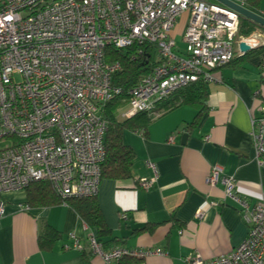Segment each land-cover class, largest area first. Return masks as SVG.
Here are the masks:
<instances>
[{"label":"built area","instance_id":"1","mask_svg":"<svg viewBox=\"0 0 264 264\" xmlns=\"http://www.w3.org/2000/svg\"><path fill=\"white\" fill-rule=\"evenodd\" d=\"M230 1L247 8L245 0ZM183 13L189 19L179 50L171 31ZM258 14L264 17V10ZM240 17L208 0H0V220L6 206L2 195L34 182L47 181L62 202L97 196L105 157L103 110L120 93L112 78L122 70L118 61H106L107 48L155 46L157 63L129 90L128 109L121 113L127 118L148 112L155 118L162 113L157 103L179 89L200 77L215 81L214 72L233 58L240 42L252 48L264 43L262 34L237 37ZM259 111L251 120V138L262 166L264 104ZM145 165L152 174L136 184L149 190L157 172L152 161ZM207 182L221 183L248 231L230 253L211 260L196 254L188 264H264V191L251 204L218 167ZM70 238L82 251V242ZM86 241L105 264L151 253L105 250L91 230Z\"/></svg>","mask_w":264,"mask_h":264},{"label":"crops","instance_id":"2","mask_svg":"<svg viewBox=\"0 0 264 264\" xmlns=\"http://www.w3.org/2000/svg\"><path fill=\"white\" fill-rule=\"evenodd\" d=\"M247 8L258 14L264 0L259 8ZM188 19L183 13L171 31L179 50ZM253 34L264 35V30ZM263 44L246 53L236 46L233 58L214 72L216 80L207 83L202 105L178 104L153 118L143 132L124 130L122 141L134 153L131 176L101 178L96 202L108 233L87 228L105 250L117 246L151 253L142 258L128 254L117 264H188L196 254L211 260L230 253L246 237L238 205L225 197L221 183L210 185L207 177L213 167L220 168L251 204L264 191V165L258 164L251 138V120L261 115L264 104ZM146 160L157 172L149 190L136 184L152 174ZM2 198L0 264H105L91 253L86 224L68 200L43 205L31 201L26 189ZM49 228L54 238L43 235ZM70 234L82 242V251L72 246Z\"/></svg>","mask_w":264,"mask_h":264},{"label":"trees","instance_id":"3","mask_svg":"<svg viewBox=\"0 0 264 264\" xmlns=\"http://www.w3.org/2000/svg\"><path fill=\"white\" fill-rule=\"evenodd\" d=\"M245 1L250 8H259L261 2V0ZM256 30H264V28L249 19L240 17L237 37H248ZM263 49L264 44L259 50ZM138 50H141V53ZM105 58L107 62L118 61L122 66V70L114 74L112 78V85L119 89L120 93L114 96L103 110V118L106 121V133L104 136L105 157L101 164V178L126 179L131 176L130 169L134 159V153L131 148L123 143L122 134L124 130H138L143 132L146 126L152 121L153 116L148 112H138L126 118L122 117L121 113L126 107L129 90L136 85L142 76L149 73L157 63L155 61L156 49L155 46L148 43L133 45L121 50L109 47L106 49ZM206 90L207 82L200 77L196 82L179 89L166 100L158 102L156 109L163 112L178 104L200 106L205 99ZM33 188L39 191L36 195L32 193ZM26 191L32 197L31 201L34 200L43 205L62 202L47 181L34 182L27 187ZM47 193L51 197L49 200L46 199ZM68 201L75 208L87 227L96 229L98 235L108 233L96 202V197L74 198ZM43 235L54 238L56 233L49 228Z\"/></svg>","mask_w":264,"mask_h":264},{"label":"water","instance_id":"4","mask_svg":"<svg viewBox=\"0 0 264 264\" xmlns=\"http://www.w3.org/2000/svg\"><path fill=\"white\" fill-rule=\"evenodd\" d=\"M216 1L221 3L222 5H225L231 9L235 10L237 13H239V15L241 17L249 19L253 23L264 28V17L260 16L259 14L255 13L254 11H252L248 8L241 7V6L233 3L230 0H216ZM238 47H239L240 52H242V53H246V52L250 51L251 49H253L252 47L248 46L244 42H240ZM254 48H256V47H254Z\"/></svg>","mask_w":264,"mask_h":264},{"label":"rangeland","instance_id":"5","mask_svg":"<svg viewBox=\"0 0 264 264\" xmlns=\"http://www.w3.org/2000/svg\"><path fill=\"white\" fill-rule=\"evenodd\" d=\"M239 38V37H238ZM179 39V38H178ZM16 79H19L18 77H16ZM128 109V106H126L123 110H127ZM118 115H119V112H118Z\"/></svg>","mask_w":264,"mask_h":264}]
</instances>
